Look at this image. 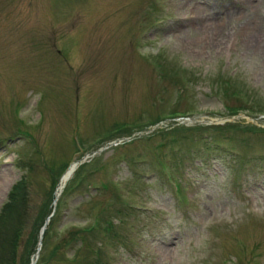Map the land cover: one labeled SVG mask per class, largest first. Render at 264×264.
I'll list each match as a JSON object with an SVG mask.
<instances>
[{"label":"rangeland","instance_id":"374dc122","mask_svg":"<svg viewBox=\"0 0 264 264\" xmlns=\"http://www.w3.org/2000/svg\"><path fill=\"white\" fill-rule=\"evenodd\" d=\"M256 111L264 0H0V208L20 177L30 194L19 264L66 160L42 264H264Z\"/></svg>","mask_w":264,"mask_h":264},{"label":"trees","instance_id":"16d2710c","mask_svg":"<svg viewBox=\"0 0 264 264\" xmlns=\"http://www.w3.org/2000/svg\"><path fill=\"white\" fill-rule=\"evenodd\" d=\"M235 107L246 109L245 104H239V106L236 105ZM230 108L232 109L234 108V106H230ZM174 111H176V109H174ZM204 126L205 125H198L197 128H203ZM208 126H210L211 128L212 127L213 128H217V127L227 128V127H231L235 125L231 124V122H228L223 125L222 124L206 125L205 128ZM66 163L67 161L65 162V165ZM75 175H77V172L74 173V176ZM58 178L59 176H53L52 178L54 183L51 189L49 190V197L47 199L49 206L47 204V207L44 210H42L40 214H38V217L40 219L37 221L35 227L32 230L33 233L30 235L27 250H26V255L22 256L24 260L21 262L23 264H30L31 256L36 250L40 227L43 224L45 217L49 214V212L52 209V206L50 205V203L54 197V188L56 186ZM74 180L75 178L72 180V183H69V184H75ZM27 186H28L27 181H25L24 177H20L19 179L14 181L8 190L6 200L4 201V203L2 204L0 208V264H19V260L21 256H20V253H18L17 248L20 245V243L22 244L21 241L23 239V236L20 230L24 223V217L26 216V213L24 212L29 210L30 194H29V189ZM69 186L70 185H67L65 189H67ZM47 201H44V202H47ZM13 221L14 223L12 224ZM52 221H53V218H50V220L46 224V227L43 231V234L41 237V247L39 250V255L36 261L34 262V264H42L45 259V255H44L45 251L43 248H45V245L47 243V235H48L49 228L51 224L53 223ZM71 229L72 230H70V238L69 240H67V242H70L71 239L77 235L84 234V233L87 234L89 231L93 230L92 227H86V226L82 228L72 227ZM79 237L83 239L82 235H80Z\"/></svg>","mask_w":264,"mask_h":264},{"label":"water","instance_id":"95a60500","mask_svg":"<svg viewBox=\"0 0 264 264\" xmlns=\"http://www.w3.org/2000/svg\"><path fill=\"white\" fill-rule=\"evenodd\" d=\"M209 120H211V121H216L217 119H215V118H211V119H209ZM72 170H73V167H71L70 169H68V170L64 173V175H63L62 177H65V178H66V177L71 173ZM47 220H48V218L45 220L44 224H43L42 227H41V230H40V233H41V234H42V231H43V229H44V225H45V223H46ZM39 247H40V241L38 242L37 250H36V252L34 253L35 257H36L37 254H38V249H39ZM34 260H35V258L32 257V259H31V264H33Z\"/></svg>","mask_w":264,"mask_h":264},{"label":"bare ground","instance_id":"6f19581e","mask_svg":"<svg viewBox=\"0 0 264 264\" xmlns=\"http://www.w3.org/2000/svg\"><path fill=\"white\" fill-rule=\"evenodd\" d=\"M63 182H64V178L61 180V184L59 185V187H58V190H57V191H59V190L61 189Z\"/></svg>","mask_w":264,"mask_h":264}]
</instances>
